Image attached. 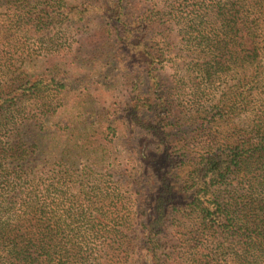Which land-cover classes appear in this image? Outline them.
Here are the masks:
<instances>
[{"label":"trees","instance_id":"1","mask_svg":"<svg viewBox=\"0 0 264 264\" xmlns=\"http://www.w3.org/2000/svg\"><path fill=\"white\" fill-rule=\"evenodd\" d=\"M153 1L0 0V264H264V0ZM57 24L105 49L85 74L26 77L28 41L54 48ZM168 28L198 81L185 118L159 74ZM120 57L135 147L113 153L102 119L43 121L77 86L117 83Z\"/></svg>","mask_w":264,"mask_h":264},{"label":"rangeland","instance_id":"2","mask_svg":"<svg viewBox=\"0 0 264 264\" xmlns=\"http://www.w3.org/2000/svg\"><path fill=\"white\" fill-rule=\"evenodd\" d=\"M71 0H66L69 3ZM134 4L138 5L141 3H147L148 0H131ZM163 2L162 0H159ZM152 4H155V0ZM202 5H199L198 0H181L178 3V8L184 15H189L194 13ZM165 7L161 6V8ZM152 9V7H150ZM147 10H149L147 8ZM166 10H169L166 7ZM52 33L50 36L54 38V48L45 49L42 47L39 41L31 39L27 43V47L31 49L32 55L28 56V53L24 56L27 57L24 65L22 66V72L27 75L35 74H44V73H55L54 70L61 73H68L69 75L74 74H85L87 69L91 67V59L93 57L92 51L100 52L105 49L101 47L99 49H94L89 46V48H84L80 46L81 42L85 38H81L76 35V30L74 28L60 27V24H57L55 27H51ZM96 28H93L92 32H95ZM163 34V31H162ZM37 38L42 39L46 37V32H39L36 34ZM160 35V34H159ZM165 35L169 36V39L165 43L160 44L162 51L168 55L166 61L162 66H159L161 70L159 73L166 81H169L175 86L176 97L173 98L174 106L177 109L176 115H180L182 118L188 117L187 115L194 113V111H189L190 106L184 104V99H190V94L194 89V84L198 81L196 79V74L192 77H195L193 82L187 80V77L190 73H185V70L189 68L190 58H186L187 49L184 43L181 42V38L178 36L177 31L172 28H168L165 31ZM158 44L160 40H157ZM164 42V41H162ZM148 45L152 47V39H148ZM26 47V48H27ZM28 49V48H27ZM45 51L55 52L50 54L51 56L47 57ZM60 53V54H57ZM52 57V58H51ZM122 62L119 65V73L117 77V83H112L109 81L105 82L104 86H98L93 84V81H89L88 86L83 89L77 86L78 92L66 93L63 96H59L52 101L54 107L58 108V111L55 115L49 116L43 119V121L50 122L49 124H56L61 121L64 122L65 119H69L77 126L82 124V120L86 121L88 124L97 125L98 120H103V122L109 126L111 131L107 133L108 141L113 144V153L125 154L127 149L130 147H135L137 139H144L141 134L138 133L135 129V121L133 120L130 113L127 111L126 105L132 103L135 98L133 90H136L138 85V78L134 74V77H131L128 81L129 86H122L120 82L124 81V78L129 76L132 72L131 68L127 71L124 70V63L128 60L127 58L120 57ZM131 63V62H130ZM20 66V63L18 64ZM141 67V65H140ZM81 85H86L82 84ZM181 95V98H179ZM183 100V102H182ZM35 104L34 102H28V105ZM95 115L92 118V115ZM130 115V116H129ZM84 121V122H85ZM82 126V125H81ZM79 126V127H81ZM83 128V127H82ZM167 130L169 127H166ZM194 128V126H193ZM185 127L181 129L184 131ZM195 134V132H193ZM192 134V133H190ZM106 135V137H107ZM181 135V134H180ZM188 136V135H187ZM192 136V135H191ZM179 136L172 137L171 141H175L173 151L180 154V148L184 145L180 141ZM198 141V140H197ZM194 147L196 144L194 143ZM135 149V148H134ZM193 149V148H192ZM80 167H83V163L79 164ZM189 170V167L183 168V173L181 177L186 175V171Z\"/></svg>","mask_w":264,"mask_h":264}]
</instances>
